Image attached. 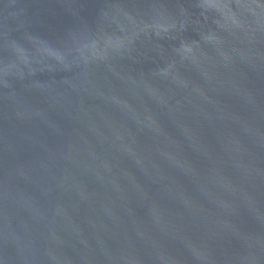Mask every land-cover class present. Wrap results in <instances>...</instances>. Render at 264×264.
I'll return each instance as SVG.
<instances>
[{"label": "water", "instance_id": "water-1", "mask_svg": "<svg viewBox=\"0 0 264 264\" xmlns=\"http://www.w3.org/2000/svg\"><path fill=\"white\" fill-rule=\"evenodd\" d=\"M0 264H264V0H0Z\"/></svg>", "mask_w": 264, "mask_h": 264}]
</instances>
